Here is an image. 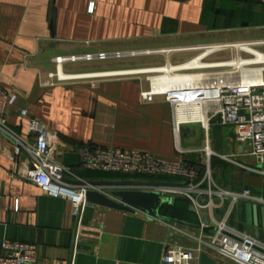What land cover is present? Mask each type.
<instances>
[{"label":"crops","instance_id":"crops-1","mask_svg":"<svg viewBox=\"0 0 264 264\" xmlns=\"http://www.w3.org/2000/svg\"><path fill=\"white\" fill-rule=\"evenodd\" d=\"M241 41L263 42L258 48L264 52V0H0V82L17 97L9 124L24 138H29L30 117L55 131L57 160L78 178L71 180L180 181L83 169L81 152L87 146L145 150L202 167L208 143L241 165L256 166L255 158L243 154L232 127L213 121L206 131L199 123L184 122L185 115L176 114L163 96L143 100L141 92L149 87L144 74L43 83L55 72L59 56ZM196 54L79 61L66 63L64 71L147 69L164 66L169 59L183 64ZM229 57L223 52L210 60ZM21 108L29 115H21ZM12 149V141L0 132V253L2 242L9 240L37 244L39 264H163L167 248L197 246L203 211H194L187 197L165 191L168 202L160 214L174 221L94 202H88L78 218L68 199L46 195L19 176L24 166L9 158ZM225 161L227 165H212L217 183L234 191L249 188L264 199V175ZM258 205L256 229L264 241V204ZM243 219L246 223V212ZM193 264L234 263L205 251Z\"/></svg>","mask_w":264,"mask_h":264},{"label":"built area","instance_id":"built-area-1","mask_svg":"<svg viewBox=\"0 0 264 264\" xmlns=\"http://www.w3.org/2000/svg\"><path fill=\"white\" fill-rule=\"evenodd\" d=\"M93 5L91 9H93ZM263 42L241 41L210 43L192 47L158 50H129L88 53L56 57V70L49 74L44 85L71 83L79 80L94 82L113 76L146 75L149 87L141 92L142 99L153 101L163 96L176 114L185 115L184 122L199 123L208 131L212 122L230 126L236 134V141L243 145V154L256 160V166L241 165L231 157L213 151L206 144L202 167H194L181 160L159 157L145 150H124L112 146H87L81 152V166L86 170L110 171L129 175L170 176L179 179L184 186L170 187L169 192L185 196L198 211H208L213 222L211 234L202 232L197 237L196 247H169L164 253L163 264H193L205 251L234 264H264V241L230 224L231 215L239 202L264 204V199L245 188L242 191L227 189L217 183L214 177L213 160L222 158L239 164L251 172L264 175V79L246 80L237 66L262 67L264 52L258 47ZM193 51L197 54L187 62L189 69L182 71L183 78L167 88L154 83L153 77L161 74L160 67L134 69L117 72L70 74L64 71L66 63L123 59L142 55L163 54L169 58L172 53ZM230 53L224 60H210L219 53ZM186 62V63H187ZM211 62L208 64H202ZM201 63V65H199ZM177 65L169 59L164 67ZM150 70L147 73H126ZM17 97L7 91L0 82V132L13 143L8 155L12 161L23 163L20 177L35 183L46 195L62 197L72 203L73 215L80 217L88 203L89 186L75 185L65 178L78 179L72 168L57 160L59 135L43 121L30 117L29 138H24L9 124L10 107ZM20 114L28 116L26 109ZM181 121L176 122L179 134ZM27 158V160H24ZM225 208L224 215L220 209ZM167 222V221H165ZM177 228L176 225L167 222ZM203 229L207 227L204 223ZM0 264H39L38 245L35 243L4 240L1 246Z\"/></svg>","mask_w":264,"mask_h":264},{"label":"water","instance_id":"water-1","mask_svg":"<svg viewBox=\"0 0 264 264\" xmlns=\"http://www.w3.org/2000/svg\"><path fill=\"white\" fill-rule=\"evenodd\" d=\"M217 163L227 165V162L222 158H215L213 166ZM65 180L75 185L89 186L87 192L88 202L99 203L102 205L123 209L126 211L137 210L148 214L157 219H172L164 217L160 214L161 206L168 202V197L165 191L170 187L184 186L182 182H167V181H151V180ZM194 211L195 207L192 208ZM258 210L259 205L250 202H239L236 209L231 215V225H237L242 232L260 237L258 226ZM264 210V209H262ZM247 213V221L244 222L243 215ZM204 224L207 226L203 229L204 232L211 234L213 230V222L208 218V211L202 212ZM221 215H224L225 208L220 209ZM174 221V220H172ZM177 222V221H176ZM264 238V233L262 234Z\"/></svg>","mask_w":264,"mask_h":264},{"label":"bare ground","instance_id":"bare-ground-1","mask_svg":"<svg viewBox=\"0 0 264 264\" xmlns=\"http://www.w3.org/2000/svg\"><path fill=\"white\" fill-rule=\"evenodd\" d=\"M209 62H205L202 64H208ZM190 63H183L178 65H172L168 67H162L163 71L161 74L153 77L154 83L160 85L161 87H168L174 84L178 79H182L184 76L182 75V71L185 69H189ZM201 65V63L199 64ZM239 72H241L242 76L246 80H261L263 69L262 67H243L241 65L237 66ZM150 70H139V71H131L126 73H147Z\"/></svg>","mask_w":264,"mask_h":264},{"label":"rangeland","instance_id":"rangeland-1","mask_svg":"<svg viewBox=\"0 0 264 264\" xmlns=\"http://www.w3.org/2000/svg\"><path fill=\"white\" fill-rule=\"evenodd\" d=\"M213 58H215V57H213Z\"/></svg>","mask_w":264,"mask_h":264},{"label":"trees","instance_id":"trees-1","mask_svg":"<svg viewBox=\"0 0 264 264\" xmlns=\"http://www.w3.org/2000/svg\"><path fill=\"white\" fill-rule=\"evenodd\" d=\"M156 177V176H155Z\"/></svg>","mask_w":264,"mask_h":264}]
</instances>
